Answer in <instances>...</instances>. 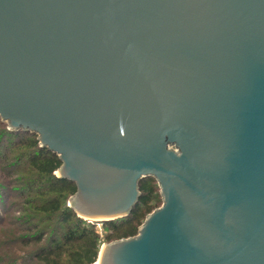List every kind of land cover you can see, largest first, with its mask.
Returning <instances> with one entry per match:
<instances>
[{"label":"water","instance_id":"1","mask_svg":"<svg viewBox=\"0 0 264 264\" xmlns=\"http://www.w3.org/2000/svg\"><path fill=\"white\" fill-rule=\"evenodd\" d=\"M0 121L58 157L85 221L155 180L98 264H264V0H0Z\"/></svg>","mask_w":264,"mask_h":264},{"label":"trees","instance_id":"2","mask_svg":"<svg viewBox=\"0 0 264 264\" xmlns=\"http://www.w3.org/2000/svg\"><path fill=\"white\" fill-rule=\"evenodd\" d=\"M60 167L35 134L0 125V201L8 195L15 201L12 215L0 218V264H94L103 243L137 235L160 197L155 180L143 179L132 213L101 222L102 235L68 207L76 187L55 175Z\"/></svg>","mask_w":264,"mask_h":264},{"label":"rangeland","instance_id":"3","mask_svg":"<svg viewBox=\"0 0 264 264\" xmlns=\"http://www.w3.org/2000/svg\"><path fill=\"white\" fill-rule=\"evenodd\" d=\"M0 125H3V127L7 130V131H9L8 130V127H7V124L6 123H1V121H0ZM12 132V131H11ZM55 174H57V171H56V173ZM10 195H8V196H6L5 198L3 197L2 198V201H0V218H5V217H8V216H10V215H12V207H11V204L13 203V202H15L14 201V199L13 198H11V197H9ZM68 203H69V201H68ZM161 205H162V201H161V197H159L158 198V201H157V204H156V206H155V208L153 209V211H155V210H157V209H159L160 207H161ZM152 211V212H153ZM151 212V213H152ZM150 213V214H151ZM149 215V214H148ZM147 215V216H148ZM15 216H16V214H15ZM146 216V217H147ZM145 217V218H146ZM145 220V219H144ZM144 220H143V222H144ZM143 222H142V224H143ZM94 224H95V228H96V230L99 232V233H101V230H102V225H101V223L100 222H94ZM141 224V225H142ZM140 225V226H141ZM139 226V227H140ZM138 227V228H139ZM138 231V230H137ZM102 235H103V233H101ZM104 244H108V243H103L102 245H104ZM101 245V246H102Z\"/></svg>","mask_w":264,"mask_h":264},{"label":"bare ground","instance_id":"4","mask_svg":"<svg viewBox=\"0 0 264 264\" xmlns=\"http://www.w3.org/2000/svg\"><path fill=\"white\" fill-rule=\"evenodd\" d=\"M101 250H102V248L100 249L99 257L97 258L96 264L99 263V260H100V257H101Z\"/></svg>","mask_w":264,"mask_h":264},{"label":"built area","instance_id":"5","mask_svg":"<svg viewBox=\"0 0 264 264\" xmlns=\"http://www.w3.org/2000/svg\"><path fill=\"white\" fill-rule=\"evenodd\" d=\"M96 261H97V260H96ZM94 264H96V262H95Z\"/></svg>","mask_w":264,"mask_h":264}]
</instances>
